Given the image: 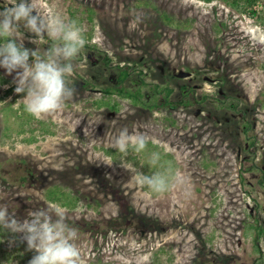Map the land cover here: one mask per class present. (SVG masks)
I'll use <instances>...</instances> for the list:
<instances>
[{
    "label": "rangeland",
    "instance_id": "374dc122",
    "mask_svg": "<svg viewBox=\"0 0 264 264\" xmlns=\"http://www.w3.org/2000/svg\"><path fill=\"white\" fill-rule=\"evenodd\" d=\"M77 1L94 11L89 32L96 49L89 58L83 51L75 62L68 82L77 95L62 112L40 119L37 127H22L21 120L7 125L2 107L24 101L15 93L16 73L0 68V165L23 159L34 173L22 182H4L2 171L0 203L23 220L31 210L57 207L47 200L50 186L79 195L74 208L63 209L78 228L83 264L98 259L104 264H264V237L254 244L249 227L257 203L264 227V0L252 6L256 14L246 12L243 3L236 7L221 0ZM8 3L0 0V10ZM44 3L64 16V0ZM134 12H142L143 20L130 30ZM162 12L186 22L185 28L165 26ZM20 31L25 47H49L46 36L34 44V34L22 25ZM140 60L152 63L151 76L141 75L145 81L169 74L174 99L180 98L182 81L173 80L180 69L191 73L198 97L218 90L217 83L204 78H225L243 100L254 151L231 112L223 114L228 124H214L205 111L195 115L197 108L151 112L122 96L118 104L109 99L98 109L82 106L83 100H100L101 90L114 87L118 68ZM84 79L94 82L95 91L79 87ZM135 80L132 72L125 91ZM125 127L149 137L145 152L122 155L109 146ZM152 152L186 177L189 197L177 187L157 196L135 184L137 172L157 170L148 166ZM20 242L19 236L3 239L0 264H28L35 253Z\"/></svg>",
    "mask_w": 264,
    "mask_h": 264
},
{
    "label": "clouds",
    "instance_id": "9594fccd",
    "mask_svg": "<svg viewBox=\"0 0 264 264\" xmlns=\"http://www.w3.org/2000/svg\"><path fill=\"white\" fill-rule=\"evenodd\" d=\"M142 20L143 13L134 12L129 29H135ZM21 25L36 37L31 43L37 44L46 36L49 47H25ZM87 44L78 20L66 21L44 0H10L0 10V68L9 75L16 73L15 93L23 94L25 111L37 119L62 112L74 100L77 91L68 77L74 74L75 62ZM148 144L145 133L125 127L112 137L109 146L122 155H138ZM148 166L157 170L135 174L134 182L140 188L162 196L177 187L185 198L191 195L186 177L165 167L159 152L150 154ZM0 230L13 240L19 236L26 242L27 249L35 253L28 264H83L78 228L68 222V213L61 207L37 208L21 220L0 203Z\"/></svg>",
    "mask_w": 264,
    "mask_h": 264
},
{
    "label": "trees",
    "instance_id": "16d2710c",
    "mask_svg": "<svg viewBox=\"0 0 264 264\" xmlns=\"http://www.w3.org/2000/svg\"><path fill=\"white\" fill-rule=\"evenodd\" d=\"M205 3H211L213 1L218 0H201ZM225 3H230L233 6H238L239 3H243L245 5L244 10L250 12L251 14H256V10H251L252 6L258 5L259 3H263V0H221ZM260 1L258 4L257 2ZM64 18L66 21L70 19L78 20L80 26L84 29V34L88 39V44L84 48L83 51H87L86 55L89 58L90 54L94 53V49H96V45L92 44L90 32L92 26L94 25V11L89 6L83 5L81 2L77 0H64ZM160 21L168 27H173L176 29L185 28L186 22H182L179 19H176L174 16L162 12L160 14ZM188 27V26H187ZM81 52V54L83 53ZM151 64L147 60H140L137 63H132L125 65L124 67H120L117 70L116 77L113 82L114 87H105L102 91L103 96L100 100L95 99L91 96L95 101L83 100V107L85 108H100L105 104L107 100H112L116 104H118V97H125L133 103L135 106H139L147 109L151 112H164L167 111L171 113L172 111L182 109H191L197 108L200 111H205L206 114L211 118L214 124H218L223 122L224 124H228V119H224V112H231L235 116V120L242 130L243 136L246 141L249 143V147L255 149L254 138L250 136L252 123L246 120V109L243 107V100L241 97L235 93L234 90L228 88V81L220 77L219 79H212L217 81L218 90L213 94H203L200 97L196 94V88L191 84V77L186 78L185 80H180L177 78H173L176 81H182L179 85V93L180 98L174 99V89L170 84L169 74L166 76L167 79H156L151 78L149 81H145L141 76L142 74L146 76H151L150 72L153 69H150ZM150 65V66H149ZM117 68V66H116ZM153 68V67H152ZM141 71L143 73H141ZM134 72L136 74L137 80L135 83L125 91L124 84L131 76V73ZM172 77V76H171ZM80 88H84L86 90L95 91V84L89 80H83L80 85ZM98 100V101H96ZM101 102H103L101 104ZM85 103V104H84ZM88 103V104H87ZM114 106V105H113ZM215 109V111H213ZM1 111L3 119H5L7 125L10 124V121L14 123H18L21 120L22 127L25 125L32 124L37 127L43 121L37 119L27 113L25 111L24 104L16 105L13 103L5 104ZM12 119V120H11ZM8 131V128L7 130ZM7 133V132H6ZM4 133L5 140L9 138V135ZM253 150V149H252ZM254 151V150H253ZM0 173L3 175L2 178L4 182H14L15 179H18L19 182L23 180L30 179L34 176V173L30 166L26 163L25 160L21 159L19 162L17 161H5L0 165ZM263 174V183H264V171ZM263 183H261L263 185ZM47 200L51 203L56 204L57 207L72 209L80 202V196L65 189L61 185H53L47 188L46 190ZM129 207V206H127ZM260 209V205L257 203L253 208V213L249 214L250 217L253 218V223L249 225L250 229L255 232L254 234V244L258 243V240L261 236L264 237V227L258 221V210ZM73 224L80 225L82 229L91 230L88 223H80L78 221L73 222ZM3 239H13L10 234L5 233L3 230H0V248L2 246ZM21 246L24 245L23 242H20ZM94 264H104L99 259Z\"/></svg>",
    "mask_w": 264,
    "mask_h": 264
},
{
    "label": "water",
    "instance_id": "95a60500",
    "mask_svg": "<svg viewBox=\"0 0 264 264\" xmlns=\"http://www.w3.org/2000/svg\"><path fill=\"white\" fill-rule=\"evenodd\" d=\"M191 76V73L188 72V71H184L182 69L178 70L175 74H174V77L175 78H178V79H186V78H189ZM199 113V110H197L195 112V115H198Z\"/></svg>",
    "mask_w": 264,
    "mask_h": 264
},
{
    "label": "flooded vegetation",
    "instance_id": "af4514ba",
    "mask_svg": "<svg viewBox=\"0 0 264 264\" xmlns=\"http://www.w3.org/2000/svg\"><path fill=\"white\" fill-rule=\"evenodd\" d=\"M205 80H208V81H210V82H212V83H217V81H215V80H211V79H207V78H204Z\"/></svg>",
    "mask_w": 264,
    "mask_h": 264
}]
</instances>
